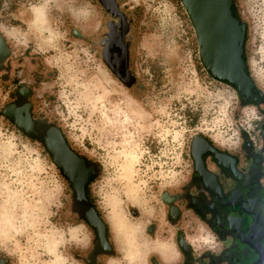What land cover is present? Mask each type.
I'll list each match as a JSON object with an SVG mask.
<instances>
[{
    "label": "rangeland",
    "instance_id": "374dc122",
    "mask_svg": "<svg viewBox=\"0 0 264 264\" xmlns=\"http://www.w3.org/2000/svg\"><path fill=\"white\" fill-rule=\"evenodd\" d=\"M54 1L0 0V31L19 57L33 61L19 65L14 81L0 80V210L19 227L8 242L0 240V256L8 264H18L22 254L26 264H50L56 256L60 264H83L80 257L93 239L73 211L70 181L45 146L2 113L17 86L33 90L35 117L57 123L73 138L72 148L97 164L87 192L104 213V197L118 193L124 199L122 187L128 185L152 217L154 208L163 214V193L190 176L196 135L234 151L244 132L257 139L264 121V104L242 105L232 86L209 75L182 0H121L131 22L127 38L137 77L132 87L103 61L100 41L109 15L98 0H62L68 9L76 2L88 6L84 31ZM43 3L44 22L33 24L32 14ZM237 3L248 24L249 71L264 91V0ZM9 191L14 204L7 202ZM166 229L164 240L173 239L169 224ZM49 240L56 244L53 253L44 248Z\"/></svg>",
    "mask_w": 264,
    "mask_h": 264
},
{
    "label": "flooded vegetation",
    "instance_id": "af4514ba",
    "mask_svg": "<svg viewBox=\"0 0 264 264\" xmlns=\"http://www.w3.org/2000/svg\"><path fill=\"white\" fill-rule=\"evenodd\" d=\"M98 2L109 15L106 57L115 64L121 63L122 66L116 69L125 76L123 61L127 56L129 39L128 33L125 38L122 34L130 21L129 15L122 8L121 0ZM118 10L125 15H117ZM24 63L33 64V61L19 57L17 50L0 31V80L14 81L19 76V65ZM251 97L260 98L253 91ZM190 151L192 171L189 178L175 191H166L167 202L161 200L165 205L164 213L154 208L153 217L145 224L143 234L152 240L159 232L165 236L167 229L164 223H169L181 253L177 264H264V121L259 137L256 139L244 132L241 145L234 151L205 135L194 137ZM90 201L107 225L113 258L125 262L126 255L114 243L105 213L98 206V201L91 198ZM128 211L135 221H140L137 207L131 206ZM90 229L93 234L91 246L80 260L83 264H93V251L97 248V263L104 264L108 249L102 244L99 233L92 227ZM206 231L214 236L210 243L207 240L198 244L190 241L189 237L199 241L198 237ZM182 242L184 246H181ZM0 264H8L7 259L0 256ZM147 264L163 262L153 254L147 259Z\"/></svg>",
    "mask_w": 264,
    "mask_h": 264
},
{
    "label": "water",
    "instance_id": "95a60500",
    "mask_svg": "<svg viewBox=\"0 0 264 264\" xmlns=\"http://www.w3.org/2000/svg\"><path fill=\"white\" fill-rule=\"evenodd\" d=\"M195 28L200 50V59L211 77L232 86L239 95L242 105H260L264 102V91L253 79L245 56L248 24L241 18L237 0H182ZM117 15H125L121 10ZM122 13V14H121ZM129 22L122 37L129 33ZM107 27L108 26L107 22ZM105 34L100 44L103 47L102 58L108 68L127 87H132L137 77L131 68V41L127 56L123 61L126 75L122 76L106 57ZM3 39V38H2ZM4 41V40H3ZM255 92L260 98L251 97ZM33 90L26 84L19 86L16 98L8 103L2 113L14 121L18 129L41 142L49 155L70 181L73 188L72 208L92 229L99 233L102 244L113 253L107 225L100 217L88 196V186L98 175V166L77 153L70 145L61 127L48 118L33 115L31 101ZM163 193L162 199L167 202ZM81 211V209H84ZM184 246V243H181ZM99 251H93V264L97 263Z\"/></svg>",
    "mask_w": 264,
    "mask_h": 264
},
{
    "label": "bare ground",
    "instance_id": "6f19581e",
    "mask_svg": "<svg viewBox=\"0 0 264 264\" xmlns=\"http://www.w3.org/2000/svg\"><path fill=\"white\" fill-rule=\"evenodd\" d=\"M54 2L58 7L67 11L70 17L84 31L86 27V22L89 20V11H88L89 9L87 5L76 2L75 5L72 6V8L68 9L63 6L62 0H55ZM45 8H46L45 3H43L41 6L38 7V9H35L34 12L32 11L33 24L37 23L38 21L39 23L44 22V17L46 15ZM111 63L115 66V63L113 62ZM68 139L70 142L73 141V138L70 135H68ZM1 152L3 153V151ZM122 191L124 193V199L121 198L118 193L108 194L104 197V204L106 206L105 217L110 225L113 241L115 242L117 248L125 253L127 257V264L135 263L137 258H140L142 261H144L145 255L152 252H158L164 264L177 263L179 261V252L177 251L172 241L159 243L157 238L152 240L150 237L149 239L147 236L143 234V228L145 224L152 217V210L147 209L143 204H141L140 200L134 195L133 190L131 189L130 186L124 185L122 187ZM11 195H12V191H9L7 195V200H8L7 202L14 204L16 197H13ZM127 203L133 206H137L139 208L140 211L139 222L135 221L129 214L128 208L126 206ZM7 214H6V210L3 209L0 210V240L2 242H8L12 238L13 232L19 233V227L13 224V222L11 221L10 217L7 216ZM10 214L12 215V213ZM14 217L15 216H13V218ZM73 233L76 235V231H74ZM86 237H87L86 234H84V238ZM140 238L143 241L141 247L138 243V240ZM54 244L55 243H53L50 240L46 241V243L44 244L45 250L48 251L49 253H53L55 251V245H56ZM15 248L19 249V246L16 244ZM18 264H26V258L23 254L20 257V261ZM50 264H60V258L56 256L55 260L52 261ZM106 264H120V263L115 259H109L106 262Z\"/></svg>",
    "mask_w": 264,
    "mask_h": 264
},
{
    "label": "crops",
    "instance_id": "0c3cea01",
    "mask_svg": "<svg viewBox=\"0 0 264 264\" xmlns=\"http://www.w3.org/2000/svg\"><path fill=\"white\" fill-rule=\"evenodd\" d=\"M169 223H164V225L165 226H167ZM201 224V226H203L202 225V223H200ZM170 225V224H169ZM166 228V227H165ZM170 228H172L171 227V225H170ZM165 237H167V234L165 233V236H161V233L159 232L158 234H157V239H158V241H159V243H164V242H167V241H172L173 242V244L175 245V247H176V249H177V251L179 252V261L181 260V253H180V251H179V249H178V247H177V245H176V243H175V240H174V233H173V239H171V240H164V238ZM199 238V241H196L194 238H192V237H189V239H190V241H192V243H199V242H201L202 243V240H207L209 243L211 242V240H213V238H214V236L212 235V233H210L209 231H206V232H204L203 233V235L202 236H200V237H198ZM113 239V238H112ZM200 239H201V241H200ZM115 243V242H114ZM138 243H139V245H140V247L142 246V243H143V241H142V239L140 238L139 240H138ZM113 246V245H112ZM197 246V249L199 248L198 247V245H196ZM141 254V253H140ZM153 254H156V255H158L159 256V254H158V252H152V253H149V254H146L145 255V258H144V261H142L140 258H137L136 259V261H135V263H133V264H147V259L149 258V256L150 255H153ZM125 256V255H124ZM106 257H108V258H106ZM114 256H113V253L112 254H106L105 256H104V258H106V259H104L103 260V263L104 264H106V262L109 260V259H115L116 261H118L120 264H127V257H126V260H125V262H120L118 259H116V258H113ZM159 258L161 259V257L159 256ZM162 261V260H161ZM178 261V262H179ZM163 262V261H162ZM177 262V263H178ZM177 263H175V264H177ZM164 264V263H163Z\"/></svg>",
    "mask_w": 264,
    "mask_h": 264
}]
</instances>
